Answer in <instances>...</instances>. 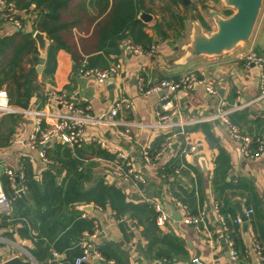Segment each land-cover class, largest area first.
Masks as SVG:
<instances>
[{
    "label": "crops",
    "instance_id": "crops-1",
    "mask_svg": "<svg viewBox=\"0 0 264 264\" xmlns=\"http://www.w3.org/2000/svg\"><path fill=\"white\" fill-rule=\"evenodd\" d=\"M215 1L205 0L202 4L192 5L197 14L191 18L183 10L192 7L186 8L183 3L176 5L171 0H143L142 12L152 15V20L145 22V30L152 37V43L157 44V53L150 57L132 50L128 57L126 50L134 44L126 41L122 54L118 58L116 55L111 57L110 64L115 61L122 63V75L109 79L114 85L108 82L98 84L92 78L82 76L74 70L72 57L65 50L56 53L54 79L43 78L46 62L42 72L37 70L38 81L42 83L41 92L32 97L28 108L16 107L47 109V98L51 92H66L78 107H89L88 112L97 116L112 110L115 100L124 94L132 98L134 105L131 110L120 112L115 117L125 126L129 124L131 133L129 137L121 135L119 131L124 126L88 124L86 140L79 148L74 149L60 140L47 143L44 149L52 161L48 164L39 155L41 147L28 145L36 127L35 116L14 114L15 122L12 114L5 115L0 120V182L12 201L10 210L0 212V263L20 256L23 260L31 259L34 264H74V259L82 253V242L90 239L94 244L90 264H192L194 257H200L205 264H261L255 245L259 242L264 248V150L258 158L246 157L221 120L194 122L183 128L163 131L153 123L157 119L160 97L167 92L144 93L140 90L142 75L146 78L145 89L162 79L190 73L197 78H212L216 81L217 90L222 82L224 97L219 93L209 94L205 86L199 84L192 91L169 92L181 111L179 119L189 122L211 116L217 112L221 99L226 100L229 106L250 102L248 107L230 113L229 119L244 133L264 139V102L255 101L261 93L262 71L255 65L247 68L237 60L240 51L251 47L264 53V2L254 33L247 43L221 56H199L187 63L182 62L194 21H199L210 33L216 29V23L209 12L214 10L228 16L227 12L232 11L221 0ZM15 12L24 25L22 32L33 33L34 38L37 13L19 10L17 6ZM17 32L20 31H16L13 23L5 20L0 6V38ZM79 35L83 34L76 33L77 37ZM36 46L38 49L37 42ZM67 85H70L69 89ZM0 90H7L6 85ZM49 109L53 112L63 110L57 105ZM42 126L47 124L43 122ZM98 140H103L106 146L98 144ZM167 142L172 143L171 149L164 151L157 161L148 163L145 160L146 148L149 147L150 154L154 155ZM189 143H195L198 151L185 158L183 150ZM58 145L70 149L78 161L79 170L82 166L90 169L91 179L83 184L84 188L89 189L104 178L108 184L119 185L130 201L147 203L152 207L154 203L163 205L172 218L160 228L183 239L186 256L171 260L152 259L146 252L147 241L142 235L144 227L136 219H128L127 216L119 218L110 205L103 207L94 202H64L62 196L68 167L62 159H69L57 153ZM114 151L127 154L146 182H136L135 179L125 182L115 178L112 174L113 161L116 160ZM177 168H180V173L175 172ZM8 169L14 172L15 184L6 172ZM52 176L55 177V186L48 185ZM222 179L237 185L224 193L234 204L237 217H240L236 208L238 202L243 210H254L247 230L244 222L237 224L239 239L244 245L243 252L237 249L241 253L238 261L230 256L215 210L216 204H219L218 192L223 188ZM178 201L187 206L190 214L203 216L202 230L173 218V212H179L175 207ZM211 240L216 243L212 244ZM102 252L110 255L111 259L107 260ZM116 257L120 261H116Z\"/></svg>",
    "mask_w": 264,
    "mask_h": 264
},
{
    "label": "trees",
    "instance_id": "trees-1",
    "mask_svg": "<svg viewBox=\"0 0 264 264\" xmlns=\"http://www.w3.org/2000/svg\"><path fill=\"white\" fill-rule=\"evenodd\" d=\"M12 1L19 10H33L37 13L34 28L45 32L49 39L47 61L43 70L44 80L54 79L57 51L65 50L69 53L74 62V70L79 71L84 63L86 67L106 68L113 55L118 58L122 54L126 41L144 48H149L153 42L145 30L147 24L140 18L144 7L143 0ZM171 1L176 5L182 3L181 0ZM231 14L233 11L227 12L228 16ZM76 33L83 35L77 37ZM38 57L39 52L33 33L20 31L12 36L0 38V88L6 85L10 104L28 108L32 97L41 92L42 83L38 81L36 69ZM67 88L69 89L70 85H67ZM15 116L12 114L11 118L16 122ZM57 149L58 154L69 159L65 161L62 159L68 167V179L62 196L64 202H94L103 207L110 205L119 218L127 216L128 219H136L138 224L144 227L142 235L147 241L146 252L152 259L171 260L186 256L187 250L183 239L173 232L162 231L156 222L157 211L154 207L147 203L130 201L119 185L108 184L104 178L99 179L93 187L84 188L83 184L91 179L90 169L82 166L79 170L78 161L70 149L62 148L61 145H58ZM222 180L223 188L218 192L220 212L227 216L229 233L234 239L236 249L243 252L244 245L237 232L238 223L233 222L237 217L236 209L232 201L224 195L227 189L236 188L237 185ZM216 181L217 177L214 179V182ZM49 184L56 185L54 176ZM102 253L107 260L111 259L106 252ZM115 259L120 261L118 257Z\"/></svg>",
    "mask_w": 264,
    "mask_h": 264
},
{
    "label": "built area",
    "instance_id": "built-area-1",
    "mask_svg": "<svg viewBox=\"0 0 264 264\" xmlns=\"http://www.w3.org/2000/svg\"><path fill=\"white\" fill-rule=\"evenodd\" d=\"M193 5H199L201 0H192ZM0 6L4 10L5 20H9L13 23L16 31H22L24 25L16 15V4L12 0H0ZM157 44L152 43L149 48H144L141 45H132L131 49L138 54H146L147 56H155L157 53ZM237 60L243 62L245 67H250L255 65L261 69V93L255 99V101L264 102V53L258 52L254 48H249L246 51H240L237 56ZM79 70V73L87 78H92L98 84H106L110 78L113 76L122 75V63L120 61H115L111 63L106 68L99 67H86V63ZM145 71V67H142ZM146 81L145 76L140 77V90L144 93L155 92L160 93L164 89L167 93L160 97L159 107L156 109V121L153 123L154 126L159 127L164 130H172L174 128H183L186 124L197 123L202 121H213L221 120L227 125V129L232 138H234L240 144L241 152L249 158H258L262 151L264 150V139L260 137H253L244 133L237 125H235L230 119L229 114L235 111L242 110L250 105V102H238L231 106L224 99H221L218 103L217 112L206 118H202L194 121L183 122L179 118L181 117V111L178 105L174 102V98L170 95L171 91H192L196 88V85H204L207 92L211 95H217V85L216 81L209 77L197 78L194 74H185L178 78L162 79L154 85L145 89L144 83ZM52 105H57L63 108L60 112H53L49 109ZM134 102L131 97L126 95L120 96L115 100L112 110L109 112H104L97 116L91 115L88 110L89 107H78L72 100L71 95L64 93L51 92L47 98V109L42 110H30L18 108L9 102L8 93L6 90H0V119L8 114H27L33 115L36 118L35 131L32 134L28 145L37 148L41 147L39 151L40 157L48 164L52 161L47 157L44 146L51 142L52 140H60L62 143L72 147H81L85 140V130L88 124H99L106 123L109 126L124 128L119 131V133L125 137H129L131 129L129 124L125 126L124 123L116 119V115L120 112L131 110ZM176 119V120H175ZM45 122L47 126L43 127L42 123ZM98 144L101 146H106L103 140H98ZM172 143H164L161 149L154 155L149 152V147L144 151V158L148 163L157 161L164 151L171 149ZM198 151V146L194 143H189L187 147L183 150V155L188 158L190 155ZM116 154V160L113 161L112 174L115 178L128 181L135 179L136 182L145 183L146 179L142 173L136 171L133 163L129 156L122 151H114ZM2 161L0 160V166ZM7 174L12 178L15 184L14 172L8 169ZM176 173H180V168L175 170ZM15 193L18 194L19 190L16 189ZM12 197L4 190L0 182V212H7L11 208ZM155 210L157 211L156 222L159 226L163 227L165 224L171 220V214L164 210V206L159 203L153 204ZM175 207L179 210L181 215V221L186 224L195 225L198 229L202 230L201 223L204 221L202 215H192L189 213L187 206L181 202H176ZM217 216L222 224V234L227 242V246L230 252L232 260H239V251L235 247L233 238L230 236V229L227 223V216L220 212V206L217 203L215 206ZM246 216L250 218L254 213L252 208L244 210ZM235 223L242 224L243 221L240 217L233 219ZM96 233V232H95ZM95 237L96 234H93ZM212 244L216 241L211 240ZM255 250L258 254V258L261 264H264V253L261 244L258 242L255 245ZM94 251V244L92 241L84 240L82 242V253L74 259V264H90L89 259ZM192 264H205L200 257H194L191 261ZM2 264V263H0Z\"/></svg>",
    "mask_w": 264,
    "mask_h": 264
},
{
    "label": "water",
    "instance_id": "water-1",
    "mask_svg": "<svg viewBox=\"0 0 264 264\" xmlns=\"http://www.w3.org/2000/svg\"><path fill=\"white\" fill-rule=\"evenodd\" d=\"M181 1L187 7H191L193 5L192 0ZM221 2L225 6L235 9V12L230 16L225 17L214 10L210 11L209 14L216 23V29L210 33L206 32L201 23L195 20L193 23L190 43L185 46L186 54L182 58L183 63H187L199 56L216 57L230 53L240 46L241 43H247L251 39L261 13L264 0H221ZM140 18L144 22H149L152 20V15L147 12H141ZM34 39L38 44L40 52L37 70L38 72H42L46 62L49 39L46 33L40 30H37L34 33ZM126 52L128 57H130L132 49L129 47ZM135 79L136 75H134V80ZM109 83L114 85L110 80L108 81V84ZM164 92H167V90L164 89L161 93ZM218 93L222 97L225 96V88L222 82L218 84ZM236 208L240 218L244 222L245 229L247 230L249 218L246 216L243 207L239 202L236 203ZM172 215L176 221L181 220L178 211L175 210ZM3 264L34 263L31 259L23 260L20 256H15L5 261Z\"/></svg>",
    "mask_w": 264,
    "mask_h": 264
},
{
    "label": "rangeland",
    "instance_id": "rangeland-1",
    "mask_svg": "<svg viewBox=\"0 0 264 264\" xmlns=\"http://www.w3.org/2000/svg\"><path fill=\"white\" fill-rule=\"evenodd\" d=\"M215 1V0H214ZM205 2V0H203V2H202V0H201V2H200V4H202V3H204ZM215 3H216V1H215ZM192 7V6H191ZM215 7V6H214ZM197 10V9H196ZM232 11H233V13L235 12V9H231ZM195 11V9L192 7L191 9H184L183 10V12L185 13V14H187L189 17H191V18H193V17H195V15L197 14V12H194ZM205 11H209V10H205ZM221 12H222V10H221ZM225 14V13H224ZM221 15V14H220ZM226 15V14H225ZM225 17H227V16H225ZM241 44H244V42L243 43H241Z\"/></svg>",
    "mask_w": 264,
    "mask_h": 264
}]
</instances>
